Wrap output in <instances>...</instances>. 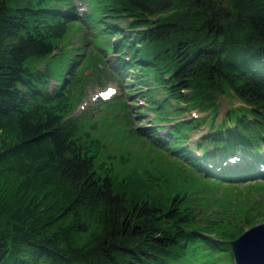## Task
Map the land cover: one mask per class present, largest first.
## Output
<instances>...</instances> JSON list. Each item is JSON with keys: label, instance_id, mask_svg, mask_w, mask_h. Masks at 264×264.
Instances as JSON below:
<instances>
[{"label": "trees", "instance_id": "trees-1", "mask_svg": "<svg viewBox=\"0 0 264 264\" xmlns=\"http://www.w3.org/2000/svg\"><path fill=\"white\" fill-rule=\"evenodd\" d=\"M88 1L94 11L80 19L72 0H0V264H181L180 256L234 264L230 241L220 235L234 240L257 224L264 216V185H245L244 192L218 183L249 177V167L264 181L263 172L244 164L206 177L215 198L206 211L180 193L171 195L170 203L150 193L133 178L143 165L132 164L133 173L117 180L121 172L115 165L99 163L109 147L90 122L96 112L73 115L95 76H83V69L99 74V64L108 68L104 57L93 48L76 53L61 72L70 74V82L61 80L54 92L52 73L32 64L59 55L53 53L82 26L103 51L114 48L101 45L102 38L123 35L119 50L128 49L131 56L120 58V69H134L148 94L162 87L169 99L183 103L181 110L207 114L182 122L208 125L221 96L242 102V107L232 105L217 130L209 129L206 142L226 141L206 143L205 154L209 145H225L226 156L240 149L264 161V0ZM123 18L130 20L129 35L116 24ZM81 37L89 43L85 34ZM114 77L123 80L122 74ZM149 101L156 114L163 109L161 100ZM117 105L128 104L119 99L99 111ZM236 108L244 113L239 122L229 121L232 128L226 122ZM172 133L177 144L187 143L188 134ZM124 158L119 165H129ZM218 208V220L205 219ZM216 224L220 240L212 238Z\"/></svg>", "mask_w": 264, "mask_h": 264}, {"label": "rangeland", "instance_id": "rangeland-1", "mask_svg": "<svg viewBox=\"0 0 264 264\" xmlns=\"http://www.w3.org/2000/svg\"><path fill=\"white\" fill-rule=\"evenodd\" d=\"M129 22L130 20L124 18L116 20V24L120 25L121 28H128V31H126V35H129L131 33ZM81 28L83 30H77V32L74 33V35L68 40L67 48L63 49L59 55L51 56L50 58H41L40 60H36L32 65L36 68H38L39 66H42L43 68L48 67L45 71H50L52 73V76L49 78L51 80L50 90L54 92L56 88L60 86L61 80L64 81L66 78V80L70 82V74L66 73V75L64 74V77L61 72L66 66L68 59L73 56L70 55L72 46H75L79 49L75 50L77 53H88L90 51V48H93L95 51H97V53L102 55L108 66L107 69H105V67H102V69L100 68L102 71L99 74H96L95 72L92 73L91 67H86L82 71V75L87 78L90 77V74H94L95 76L93 78H90V82L85 88L84 97L81 101L78 102L74 114L78 117L82 116L85 110L84 107L86 109L90 108L84 113H88L91 110L96 112V115L90 122H93L98 126L96 127L97 129L95 130V132H100V136H97V138H99L105 145H108L109 147L108 150L104 149L106 151H103V153L101 154L99 163L103 162L104 165H115L116 170L121 172L119 179L117 180H122L123 177L128 178L133 173L135 168L131 166L132 164L143 165L142 169L139 171V174L133 178L143 183L145 189H149L150 193H152L153 195L165 197L168 203H170V199L168 198H170L171 195L180 193L186 195L189 198H192L193 202H195V204L199 208H204V210L206 211L208 207L210 208L211 202L215 201V198L213 197L214 194L211 193L209 188H206V185L209 183V180H207L206 177H216L218 173L212 170L208 172L205 169L204 165L207 164V162L210 160L213 162L221 161L223 147H212L211 145H209L208 149L210 150V153L205 157V164L203 165L200 160H198L197 162L202 165V168L198 166V164L196 165V162H192L189 159V154L194 156L196 150H198L199 152H201L202 150L206 152V143L221 144L226 141L212 138V141L208 140L209 142H206L207 140H205V137L208 133H211L209 129H211L212 131L217 130L216 120L218 123H221V121L225 117L226 112L229 109L233 108L232 105L234 107H242V102L233 97L228 98L225 96H221L219 98V103H221V106L217 112L212 114V117H217L215 121V118L208 119V125L199 127H196V124L194 125L192 123L182 122L186 117L188 120L192 119L193 114L191 111L185 112L181 110V108L183 107V103L180 100H175L172 98L169 99L167 97L165 89H163L162 87L152 88V90L148 94V87H144L142 89L138 85V73H135V71H133L134 69H120L118 61L126 53L130 52V50L128 49H124L122 51L119 50V48L123 44L121 37L123 35H113L112 37L114 38L111 37L110 40L102 38L101 42L103 41L104 44L102 42L101 45H107L108 47L114 48L112 51H103L102 49L97 47L95 42H91L92 38L90 35H87V29L84 26H82ZM78 32H80L82 36L84 34L86 35V37L89 39L88 44L84 43L85 38L82 39L81 34ZM72 62L73 60H69V63ZM77 66L82 67V64L79 63ZM79 71L80 68L77 72ZM119 74L123 75V83L114 78V75L118 76ZM76 78H78L81 82L78 74L76 75ZM87 81L88 79H86V82ZM110 85H113L117 89V93L109 99L110 101L101 102V98L99 97L100 91ZM65 86L66 84L63 85V87ZM153 87H155L154 84ZM76 90L77 88L74 87L75 92ZM149 98H152L153 100H155V102H159L160 100L162 101L163 109L161 111H157V115L160 116V118L158 119L155 115L156 113L150 107ZM119 99L128 104L124 105L126 106V108L121 105H117L114 108L110 107L106 111H99V107H101L102 104L112 105L114 101ZM80 104L83 105L80 106ZM129 106L130 108H128ZM81 110L83 111L81 112ZM193 110L196 113L195 117H199L200 114L201 116L207 115L205 112H202V110L198 108ZM128 113L132 115L131 121L128 119ZM243 113L244 112L242 110L236 108V110L232 112L231 117L227 119L226 125L234 128V125L229 124V121H238L237 116L242 115ZM249 117L251 118V115H249ZM156 120L159 122L164 121L165 126L161 128L165 129H160L159 131V127L155 122ZM90 122L87 121L86 130L88 131L90 129ZM176 123L178 124L176 128L178 131L173 127ZM168 126H170V128L172 127V129L168 128ZM169 129L170 132H173L174 134H188L187 143L177 144L173 136H171L168 132ZM152 132H155L156 134L152 135ZM218 132L221 133L224 131L219 130ZM201 138H203L204 140L201 141ZM172 142L175 143L174 146ZM185 146H188L190 150H184ZM223 146L225 148V145ZM262 152L264 154V146H262ZM124 155L125 157H129V165H119L118 162L120 161L121 157L124 158ZM249 168V177L235 179L229 178L226 181L232 182H226L224 180L218 183V186L222 188H229L233 187L234 185H238L240 189L245 192V185H249V188L264 185V181H261V179L259 180V176L255 175L251 171L253 170L252 167ZM112 170H114V168ZM124 180L126 181V179ZM233 181L239 183H234ZM210 182L212 184L217 183V181L213 180H210ZM250 190L254 191L257 194L255 195L256 199L260 200L257 191L255 189ZM129 193H131V191H129ZM252 194L254 195V193ZM233 202L237 201L233 200ZM197 210L199 211L200 209ZM220 210L221 208H218L215 211L210 210L211 212H207V215L209 216L205 217V219L210 218L213 220H218V217H216V214H214V212ZM201 216L204 218V215ZM257 223H264V216L259 217L257 219ZM218 224H216L217 232L214 233L215 236L219 234L218 231L221 230L220 225ZM198 225L200 226L202 225V223L199 222ZM220 236H222L221 239H224L226 241L233 240L232 238H228L223 235ZM218 240H220L219 237ZM225 246H228V244H225ZM226 254H230V251L228 250ZM179 260L181 264H203L202 260L198 261L199 259L196 256H190L189 259H186V256L185 258H183V256H180Z\"/></svg>", "mask_w": 264, "mask_h": 264}, {"label": "water", "instance_id": "water-1", "mask_svg": "<svg viewBox=\"0 0 264 264\" xmlns=\"http://www.w3.org/2000/svg\"><path fill=\"white\" fill-rule=\"evenodd\" d=\"M231 244L237 264H264V257L259 256L264 248V224L253 227Z\"/></svg>", "mask_w": 264, "mask_h": 264}]
</instances>
